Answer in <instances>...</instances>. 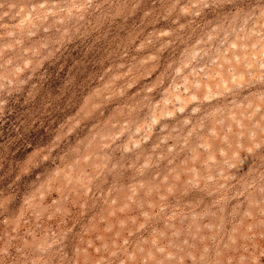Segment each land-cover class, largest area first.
Returning a JSON list of instances; mask_svg holds the SVG:
<instances>
[{
    "label": "rangeland",
    "instance_id": "374dc122",
    "mask_svg": "<svg viewBox=\"0 0 264 264\" xmlns=\"http://www.w3.org/2000/svg\"><path fill=\"white\" fill-rule=\"evenodd\" d=\"M0 264H264V0H0Z\"/></svg>",
    "mask_w": 264,
    "mask_h": 264
}]
</instances>
